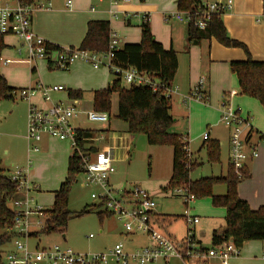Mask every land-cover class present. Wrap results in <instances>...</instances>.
Returning <instances> with one entry per match:
<instances>
[{
  "label": "rangeland",
  "instance_id": "obj_1",
  "mask_svg": "<svg viewBox=\"0 0 264 264\" xmlns=\"http://www.w3.org/2000/svg\"><path fill=\"white\" fill-rule=\"evenodd\" d=\"M68 1L58 0L59 9L63 14L53 19V16L44 17L43 22L57 21L65 24L70 21L75 22L76 15L66 9ZM71 1L75 4V0ZM138 1L140 2V0ZM162 2V0L151 1L156 5L155 8L161 7ZM167 2H172V0H167ZM138 6L140 5L134 6L128 12L132 14L155 13L153 10H143ZM240 12L246 15L252 10L246 7ZM154 18L158 37L169 41L173 29L176 49L182 54L173 86L175 90H178V94L172 96L171 115L176 123L171 129V133L181 135L189 142V150L200 165L191 174V180L225 176L229 161L231 130L226 128L221 121L223 105L232 107L234 111H240L242 120L247 121L255 130V139L258 140L260 136H264V108L256 99L240 93L236 76L232 73L230 64L225 63L223 52H230L228 59L231 61L246 60L247 55L242 49L226 48L215 40L212 43L209 40H203L201 44L195 46L193 45L195 42H189L186 24L177 20L167 23L162 17ZM227 25L228 36L244 44L253 57L255 51L262 45L261 30L254 27L251 22L246 23V17L242 26H232L229 22ZM130 32L132 36L137 35L141 41V28L137 21L133 20ZM153 35L155 36L154 33ZM4 39H11L13 44L10 47L5 44L6 47L2 51L0 59V73L5 77L8 85L17 90V94L13 100L0 101V169L9 172L15 170L16 167L26 168L31 161L30 176L33 180L35 177L34 184L39 188L33 190L29 197L33 199L35 207L49 211L53 207L54 193L59 190L65 180L67 160L69 156L73 155V150L69 142H51L49 146L41 147L39 153L29 154L28 142L25 139L28 125V102L21 98L20 91L32 87L39 81L45 85L63 86L66 91L54 95V99L58 101L67 100L70 91L80 89L84 91L82 106L90 111L93 99L91 92L106 88L116 76L108 69L94 70L90 65L84 63L80 64L82 69L79 71H77L78 68H75L77 65L67 71H62L55 68L48 69V64L45 61L28 64L24 62L27 59V52L24 51L22 55L18 54L19 40L16 37H5ZM137 43L140 42L133 44ZM33 68L36 69L34 74L32 73ZM203 78L209 80L206 88L209 86L212 100L210 99L211 101L209 100L207 104L193 103L188 110L182 106V98L189 95ZM122 86L127 87L124 80H122ZM117 109L118 97L114 96L109 133L119 138L116 144L122 154L116 157L117 176L113 180L121 189H130L136 185L154 195L158 205L157 213L167 221L164 230L181 245L182 240L187 238L189 228L183 218L186 205L182 198L173 197L164 191L170 180L172 148L150 146L147 144L145 136H133L126 133V124L114 117ZM86 126L100 127L94 123H88ZM244 130L246 132V127ZM205 135L212 137L211 140L220 142V164L211 165L207 162V150L202 147ZM258 143L259 150H264V141ZM110 146L113 144L111 143ZM94 191V188L86 185L84 175L78 174L70 188L68 210L72 213H80L85 208L95 206L96 201L91 198ZM215 194L225 195L226 188L218 187L215 189ZM9 207L12 208L11 203ZM101 210L103 211V209ZM191 210L192 215L202 218V223L197 226V236L204 235V244L209 249L213 223H210L208 219H215L216 225H223L221 218L225 217V209L214 207L211 199L204 198L195 199L191 204ZM37 219V217H33L34 222ZM40 221L42 222V219ZM41 227L42 225L36 228L37 232ZM199 228H203V232H200ZM122 233H124V227L120 221L113 217H105L101 221L97 212H92L70 221L64 236L60 234L43 235L29 239V243L32 250H35L37 246L40 249L59 246L63 249H71L78 254L103 253L119 244H124L126 250L132 251L133 248L136 249L145 244L146 239L142 235L129 236L127 241L131 240L127 242L125 241L126 236ZM90 236L93 238L91 239ZM11 244L2 248V256L8 253L12 247ZM153 264L185 263L182 260L174 259L170 263L159 261ZM192 264L204 263L192 262Z\"/></svg>",
  "mask_w": 264,
  "mask_h": 264
},
{
  "label": "built area",
  "instance_id": "obj_2",
  "mask_svg": "<svg viewBox=\"0 0 264 264\" xmlns=\"http://www.w3.org/2000/svg\"><path fill=\"white\" fill-rule=\"evenodd\" d=\"M130 1L115 0L113 4ZM51 7L50 3L23 5L20 0H0V36L16 37L21 42L22 46L18 49V54L27 52V59L24 62L33 64L36 61H45L50 69L62 71L71 69L77 63H84L94 70L108 69L116 78L124 80L129 87H148L153 93H161L167 98L178 94L177 89L163 84L155 75L140 72L135 68L117 66L114 63L115 52L120 49L121 43L116 34L111 35L109 48L103 53H94L80 47L52 49V45L36 35L32 29L34 14L50 10ZM67 7L71 8V2H68ZM233 8L234 0L203 1L196 11H177L167 19L177 20L186 26L192 25L199 31H205L214 17H223ZM111 16L117 19L118 13L112 12ZM257 22L264 23V1ZM204 86L205 80L201 79L198 86L182 98L183 104L189 105L192 102L207 104L209 101L204 94ZM65 91L63 86L42 83L20 91L21 98L29 104L26 136L28 152L39 153V145L46 137L69 142L73 155L81 159L86 185L95 189L91 198L97 205L103 206V211L123 224L126 235L145 236L148 244L135 251H126L125 246L119 244L97 254H78L59 246L32 250L29 243L30 235L38 233L36 228L41 225L39 232L44 230L46 211L41 207H35L33 199L29 197L33 190L39 188L32 182L31 162H29L26 168L16 167L15 170L7 173V177L17 185L16 197L10 201L12 210L16 214L12 229L16 238L12 240L13 250L3 256L5 264H153L159 261L170 263L174 259L182 260L185 264L204 263L210 259H218L223 264H229L233 258L240 255V250L232 242L203 251V245L196 236V226L200 219L191 213V204L195 201V197L187 188L179 187L166 192L173 197L182 198L186 205L183 218L189 228L187 238L182 240L181 245L160 228L157 222L158 205L154 195L136 185L130 189L116 188L111 183L112 177L117 172L115 150L110 147L98 150V146L105 141L104 133L99 131L91 138L81 136L85 131L82 128L84 118L90 123L106 125L110 122V115L95 110H83L80 100L71 99L69 93L67 100L54 99V95ZM34 98H40L41 104L34 103ZM221 121L231 130L230 166H233L236 174L242 177L241 170L247 169V164L259 157L258 146L253 144L251 139L253 128L247 121L242 120L240 111H234L226 104L221 110ZM209 139V135L204 136L205 141ZM80 141L86 142L83 148ZM260 141H264V136H260ZM188 157L190 161L193 160L189 148ZM33 217L38 219L34 222ZM90 238L92 239L93 236Z\"/></svg>",
  "mask_w": 264,
  "mask_h": 264
},
{
  "label": "trees",
  "instance_id": "obj_3",
  "mask_svg": "<svg viewBox=\"0 0 264 264\" xmlns=\"http://www.w3.org/2000/svg\"><path fill=\"white\" fill-rule=\"evenodd\" d=\"M20 2L23 5H32L35 0H20ZM202 2L203 0H177V10L194 12ZM145 19L141 25L140 43L123 44L115 52L114 63L122 68H135L140 72L155 75L163 84L172 87L179 70L178 54L172 48L165 49L156 41L149 16ZM187 34L190 43L214 39L226 48L244 50L247 59L231 62V71L236 76L241 94L256 99L264 108V61H254L244 44L228 36L222 17H214L205 31H199L190 25ZM111 35V25L108 21H91L87 25L86 36L80 48L94 53L106 52ZM4 38L0 36V59L6 47ZM59 48L52 45L54 50ZM32 73H36V70L33 69ZM16 93L17 90L11 88L0 73V101L13 100ZM83 96L82 91L69 92L71 99L82 100ZM114 96L118 97V109L114 117L126 124L128 134L145 136L150 146L172 148V174L164 191L185 187L195 199H211L214 207L226 210V228L213 233L211 248L232 242L241 250L247 242H264V206L254 211L238 193L239 185L251 177L248 169L241 170L242 177H240L234 167L229 166L225 176L192 181L191 174L200 165L195 160H189L188 141L181 135L171 133L175 124L171 115L172 98H167L161 93H153L148 87H124L122 80L115 78L107 89L93 93V110L108 113L112 118ZM96 134L97 131L85 130L81 136L91 138ZM80 145L83 148L86 142L80 141ZM203 147L207 150V162L211 165L220 164V142L209 139L205 141ZM78 174H82L81 159L71 155L68 159L65 180L54 193L53 207L45 212V228L41 232L31 234L30 238L52 234L64 236L70 221L92 212H97L101 221L105 217H112L101 210L103 206L97 204L92 208H85L80 213H72L68 210L70 188ZM220 186L226 188V194L223 196L215 194V189ZM16 192L17 185L7 177L5 170L0 169V264H5L2 248L11 244L16 238L12 232L16 214L9 207L10 201L16 197ZM157 222L161 229L166 227L167 221L163 216H158ZM207 250L208 248L203 247V251Z\"/></svg>",
  "mask_w": 264,
  "mask_h": 264
},
{
  "label": "crops",
  "instance_id": "obj_4",
  "mask_svg": "<svg viewBox=\"0 0 264 264\" xmlns=\"http://www.w3.org/2000/svg\"><path fill=\"white\" fill-rule=\"evenodd\" d=\"M151 1L152 0H144L143 2H141V0H140V2H141L140 3L138 0H131L128 3L119 2V4L114 5L113 3L115 2V0H75L74 1L75 4L73 3V1L69 0L68 2H71V8L67 7V4H68V2H67L66 3V9L70 13H73V15H76L77 20L75 22L70 21L69 23L65 24L63 22H57V21H51V22L44 21L43 22L44 17L53 16L52 17V19H53V18L63 14L61 9H59L58 0H35V3H41V4H46V5L48 3H50L52 5V7L50 10L40 11V12H36L34 14L32 29L36 35L42 37L44 40H46L48 43H50L53 46H57L60 48H66V47L77 48V47L81 46V44H82V42L86 36L87 25L89 22H91V21H108L111 25L112 34H116V36L118 37V40L120 41L121 46H122L123 44H129V43L133 44L135 42H140L139 41L140 38L137 37V35L136 36L131 35L130 26L132 25L133 20H135V21H137V23L140 25V28H141V25L146 20L144 18L146 16H149L151 28H152V33L155 34L156 37L155 36L154 37L156 38V41L161 43L165 49L172 48L175 52H177L178 58H179V66H180V59H181L182 54L180 52H178L176 49V45H175L176 43H175V39H174L173 29L171 31V37H170L169 41H167L163 37L159 38L157 33H156L157 32V25H156V21L154 18V17H156V18L162 17L163 20L167 23L169 21H172L173 19H167V18H169V16L172 13H175L176 11H178L177 10V0H172V2H169V3L167 2V0H162L163 5L161 7H158V8H155L156 5L151 3ZM203 1H211V0H203ZM263 1L264 0H234V8L232 9V11L222 17V20H223V23H224L226 29H228V25H227L228 22L232 26H242L244 23V18L246 17V23L251 22V24L254 27L259 28V30H261L260 32H262V39H261L262 45L253 54L254 58L252 57V59L254 61H264V23L260 24L257 22L258 17L261 15L262 10H263ZM136 5H140L138 7L142 8L143 10H150V11L153 10L155 13L154 14H152V13L132 14V13L128 12V10L132 9ZM246 7L251 8L252 12L249 14L243 15L240 12V10L246 9ZM112 12L118 13L117 19H114L111 16ZM7 37H12V36H7ZM212 41H214V39L210 40V43H212ZM4 42L9 47H10V45L13 44L11 39H8V40L4 39ZM201 42H199L197 44L193 43V45H195V46L199 45V44H201ZM19 46L20 47L22 46L21 42H19ZM211 47H212V45L210 44V48ZM223 54L225 55V57H224L225 63L228 62L230 64L231 62H234V61H244V59L231 61V59H228L229 54H230V52H228V51L223 52ZM8 60H12V59H8ZM80 64L81 63H77L74 65V66L77 65L75 67V68H78L77 71L82 69V66ZM47 67H48V65H47ZM33 69H35V68H33ZM48 69H49V67H48ZM204 80H205L204 94L209 101L211 99V92H210L209 86L206 88V85H207V83H209V80L208 79L207 80L204 79ZM39 83H41V82L39 81V82L35 83L32 87L38 85ZM109 85L110 84H108V86L106 88L99 89V90L107 89L109 87ZM173 86H174V84H173ZM177 87H179V86H177ZM73 91H82V90L78 89V90H73ZM95 91H98V90H95ZM95 91H92L91 94H93ZM82 92H84V91H82ZM240 93H241V90H240ZM83 98H84V96H83ZM33 102L37 103V104H41V99L40 98H34ZM80 103H81V108L83 110L89 111L87 109H84V107L82 106V100H80ZM193 103L204 104L202 102H192L189 105H185V104H183V101H182V104H183L182 106L189 110L190 106ZM27 108H28L27 109V116H28L29 104H28ZM91 110H93V101H92ZM111 119H110V122L106 125L98 124V125H100V127L90 128V127L86 126V124H88L90 122H87L84 118V120L82 121L83 122L82 128L84 130H87V131H97V132L101 131V132H103L105 135V141L98 146L99 147L98 150H103V149L108 148V147L114 148L115 158H116L117 155L119 156V154H122V153H121V150H119L118 145L116 144V141L119 138H117L114 134L109 133V130H111ZM253 132L254 133L251 134V139H252L253 144H256L258 146V150H259L260 147H259L258 142L260 141V137L258 140L255 139V130L254 129H253ZM211 138L212 137H210V140H211ZM25 139H26V137H25ZM131 139H133V137H131ZM26 141H27V139H26ZM51 142L63 143L61 141L49 139L46 137L39 145L40 150H41V147L49 146V144ZM229 142H230V137H229ZM111 143L113 144V146H110ZM204 143H205V140L203 141L202 147L204 146ZM229 147H230V143H229ZM28 148H29V145H28ZM172 154H173V152H172ZM69 157H68V159H69ZM193 160H195L194 157H193ZM67 164H68V160H67ZM229 166H230V148H229V161H228L227 169ZM31 167H32V163H31ZM247 169H248L251 177L239 185L238 193H239L240 198L247 201L248 204L250 205L251 209L256 211V210H258L264 206V150L263 149L261 151L259 150V157L257 159L250 161L247 164ZM6 173H8V172H6ZM171 174H172V163H171V173H170L169 179L171 178ZM116 176L117 175H114L112 177L111 183L116 188H119V187H117V183H115L113 180ZM34 180H35V177H34ZM34 180L32 178L33 183L35 182ZM245 185H246V187H245ZM221 196H223V195H221ZM159 216H161V215H159ZM198 218L200 219V222L197 226H199L202 223L201 222L202 218L201 217H198ZM221 219L223 221V225H216L215 219H212V218L208 219L210 223H213V227L211 229L212 230L211 231V238H210L211 239V245H212L213 233L215 231H221V230H224L226 228V210H225V217L221 218ZM197 226H196V236H197ZM199 230H200V232H203V228H199ZM165 233L167 235H169L167 231H165ZM122 234L126 236L125 241H127V239H129V236L126 235L125 232ZM131 236H133V235H131ZM135 236H137V235H135ZM169 236L173 238L172 235H169ZM203 236H200V237L197 236V239L200 242V244L203 245V247L207 248V246H205V244H204L205 238ZM145 239H146L145 244H143L140 247H137L136 249L135 248H133V249L137 250V249L147 245L148 239L146 237H145ZM130 240L127 242H130ZM11 246L12 247H10L9 251L13 250V245L11 244ZM36 248H39V246H37ZM133 249H132V251H135ZM126 251H128V250H126ZM211 263L212 264H214V263L215 264H223L218 259H210L209 261L204 262V264H211ZM229 264H264V242H262V241L247 242L243 246V248L240 250V255L236 258H233L229 262Z\"/></svg>",
  "mask_w": 264,
  "mask_h": 264
},
{
  "label": "water",
  "instance_id": "obj_5",
  "mask_svg": "<svg viewBox=\"0 0 264 264\" xmlns=\"http://www.w3.org/2000/svg\"><path fill=\"white\" fill-rule=\"evenodd\" d=\"M198 42H195L194 44H197Z\"/></svg>",
  "mask_w": 264,
  "mask_h": 264
}]
</instances>
